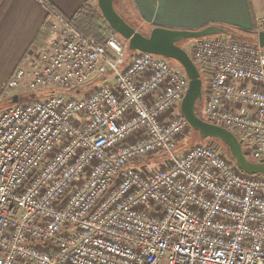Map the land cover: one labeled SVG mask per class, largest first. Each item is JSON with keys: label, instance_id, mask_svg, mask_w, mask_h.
Returning <instances> with one entry per match:
<instances>
[{"label": "built area", "instance_id": "2783aa9c", "mask_svg": "<svg viewBox=\"0 0 264 264\" xmlns=\"http://www.w3.org/2000/svg\"><path fill=\"white\" fill-rule=\"evenodd\" d=\"M107 29L101 46L50 13L6 84L0 264H264V176L212 145L178 152L185 72ZM187 53L202 119L264 160V48L217 36Z\"/></svg>", "mask_w": 264, "mask_h": 264}, {"label": "crops", "instance_id": "0c3cea01", "mask_svg": "<svg viewBox=\"0 0 264 264\" xmlns=\"http://www.w3.org/2000/svg\"><path fill=\"white\" fill-rule=\"evenodd\" d=\"M87 1L0 0V97L5 93L7 103L12 104V97L6 84L50 19L48 5L69 19ZM262 3L264 0H121L122 9L115 8L133 28L148 36L154 28L217 26L251 31L264 17L257 13Z\"/></svg>", "mask_w": 264, "mask_h": 264}, {"label": "water", "instance_id": "95a60500", "mask_svg": "<svg viewBox=\"0 0 264 264\" xmlns=\"http://www.w3.org/2000/svg\"><path fill=\"white\" fill-rule=\"evenodd\" d=\"M106 23L128 42L129 51L152 54L179 64L189 79V88L182 102L181 112L193 131L203 140L221 142L229 150L237 169L247 175L264 176V160L253 162L248 159L242 143L231 131L205 122L197 113V104L203 99V81L197 65L179 44L185 40H202L217 36L238 38L223 27L210 26L201 31H172L154 28L148 36L133 28L116 10L115 0H97ZM239 39V38H238ZM258 44L264 48V30L258 32ZM18 98L13 102L17 103Z\"/></svg>", "mask_w": 264, "mask_h": 264}, {"label": "trees", "instance_id": "16d2710c", "mask_svg": "<svg viewBox=\"0 0 264 264\" xmlns=\"http://www.w3.org/2000/svg\"><path fill=\"white\" fill-rule=\"evenodd\" d=\"M48 8L50 13H57L60 16H62L60 13H58L57 10L51 8L49 5ZM65 19H67L70 22V24L86 38L94 41L98 45L105 46V40L108 33L107 23L98 7L97 0L96 2H94V0H88L71 18L69 19L65 18ZM226 29L229 30V32L232 34L234 33L239 35L242 33L251 36H255V35L257 36L258 32L260 31V29L257 26L253 28V30L251 31L241 30L239 28H226ZM130 54L133 53L130 52ZM173 64L182 69V67L176 62H173ZM198 108L199 107L196 108L197 111ZM195 135L197 136V133ZM212 141H216V140H212ZM221 149L222 152L225 153L232 162H234L232 157L230 156L227 147L222 144Z\"/></svg>", "mask_w": 264, "mask_h": 264}, {"label": "rangeland", "instance_id": "374dc122", "mask_svg": "<svg viewBox=\"0 0 264 264\" xmlns=\"http://www.w3.org/2000/svg\"><path fill=\"white\" fill-rule=\"evenodd\" d=\"M258 6H259V9H258L257 13H258V17H260V16L264 15V3H262ZM115 7H117V9H122V8H120L121 7V0H115ZM208 27H210V26H208ZM257 27L259 28L258 25H257ZM205 28H207V27H205ZM205 28H202L200 30H172V31H193V32H196V31L204 30ZM167 30H169V29H167ZM257 36H258V34H257ZM257 36L256 35L255 36L245 35V34L241 33L238 35L239 39L238 38H233V39L245 41V42H248L251 44H257L258 43ZM224 37L231 38L229 36H224ZM192 41L193 40H185V41L181 42L179 45L188 52L189 46H190ZM105 44H106V40H105ZM202 79H203V77H202ZM91 82H92V84L90 85L89 88H90V90H94L96 88V86L111 85L113 83V79L106 77V78H102V79L99 78L98 80H92ZM203 86H205V80L203 81ZM5 96H6V94L4 93V95H3L4 98L2 96L0 97V113H2L5 109H7L8 106L10 107L14 103V102H11L12 104H10V102L7 103L8 99H7V96L6 97ZM39 96H40L39 93L24 94L23 96L20 97V99H21L20 101H23V102L33 101V100L37 99V97H39ZM203 105H204V96H203L202 101L197 104V107H199L198 111L196 110L198 115L201 118H202L201 110H202ZM195 134L196 133L191 129L188 133L181 135V137L178 140V152L182 153L185 150H187L188 148L198 146V145H212L218 149H221V145H222V144H220L221 142H219L217 140H216L217 142L212 141V139L203 140L199 137L198 134H197V136ZM221 151H222V149H221ZM161 168L162 167H160V169Z\"/></svg>", "mask_w": 264, "mask_h": 264}, {"label": "flooded vegetation", "instance_id": "af4514ba", "mask_svg": "<svg viewBox=\"0 0 264 264\" xmlns=\"http://www.w3.org/2000/svg\"><path fill=\"white\" fill-rule=\"evenodd\" d=\"M14 98L12 99V102H13Z\"/></svg>", "mask_w": 264, "mask_h": 264}]
</instances>
